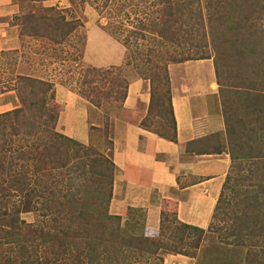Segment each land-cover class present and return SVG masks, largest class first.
<instances>
[{
    "label": "trees",
    "instance_id": "obj_1",
    "mask_svg": "<svg viewBox=\"0 0 264 264\" xmlns=\"http://www.w3.org/2000/svg\"><path fill=\"white\" fill-rule=\"evenodd\" d=\"M85 5L105 15L107 33L122 47L136 44L138 57L127 64L153 72V78L139 77L150 82L149 113L158 110L161 137L175 140L168 65L212 60L230 168L207 230L162 215L156 237L125 235L108 210L115 172L108 137L100 151L64 136L57 130L53 83L6 71L0 95L14 92L19 106L0 114V264H163V241L198 249L206 236H213L208 264H264V0H78ZM25 19L30 25L20 35L41 43L32 56L62 52L77 37L79 46L69 47L81 58L86 38L73 9L49 7ZM28 52L0 56L9 61ZM99 90L80 94L100 109L90 97ZM125 96L126 89L122 103ZM32 212L39 220L25 222L21 216Z\"/></svg>",
    "mask_w": 264,
    "mask_h": 264
},
{
    "label": "crops",
    "instance_id": "obj_2",
    "mask_svg": "<svg viewBox=\"0 0 264 264\" xmlns=\"http://www.w3.org/2000/svg\"><path fill=\"white\" fill-rule=\"evenodd\" d=\"M15 14L14 0H0V52L21 54L24 43L34 44L28 37L24 41L18 26L11 24ZM207 61L167 67L175 122L173 141L142 126L150 116V82L140 77L127 81L121 116L109 125L111 148L106 151L115 167L108 210L120 218L125 235L156 237L162 215L175 216L179 223L201 230H207L212 221L230 156L218 85ZM122 62L120 57L111 65ZM54 89L60 106L57 130L89 145L93 133L87 103L62 84ZM4 96L8 95H0V114L17 108L15 104L4 106ZM223 141L226 149L220 147Z\"/></svg>",
    "mask_w": 264,
    "mask_h": 264
},
{
    "label": "rangeland",
    "instance_id": "obj_3",
    "mask_svg": "<svg viewBox=\"0 0 264 264\" xmlns=\"http://www.w3.org/2000/svg\"><path fill=\"white\" fill-rule=\"evenodd\" d=\"M14 5L16 7V14L12 17L11 24L18 26L19 33L24 32L23 27H28L30 25L29 21L31 20L25 19L26 16L34 14L35 17L43 13L44 9L56 6L59 9H73V15L79 18L83 24L81 33L86 39L84 41V49L80 53L81 58L77 60L74 58L73 49L69 47L73 44H76L77 47L79 46L80 43L77 37L72 38L70 42L63 45L64 48L62 52L59 48L55 51L56 53H48L41 56H32L31 54L32 51L39 49L41 45L40 42H34L31 46H27V44L24 43L25 49L21 52H30L24 54L21 58H11V56H9L11 64H7L6 66V63H9V61L6 60L7 58L0 56V77L2 73L5 74L6 71L10 76L15 72L21 75L48 80L53 83L54 87L56 84H62L64 87L76 93L88 105V122L92 125L90 126V130L95 127L92 129L93 136L89 145L97 150L103 151L107 145L106 137L108 136L106 133L109 134V128L106 129L104 127L105 120L103 118V112L107 113L110 122L120 117L122 113L121 98L125 92L127 81L132 77H139V75L151 76V78H153V72L149 69L150 67H142L141 65L136 67V65L127 64L130 56L133 58L138 57L133 53L136 44H133L132 40H130L131 47L129 46L128 50L122 47L120 42L114 37L115 35L111 36L107 33L104 26H106L108 20L105 18V15H102L98 9H93L89 5L80 8L78 6V0H14ZM110 24L113 23L110 22L107 27H110ZM22 36L23 40L27 41L25 34ZM240 50L243 49L240 48ZM120 57L123 58L121 64L111 65L117 62ZM14 59L17 60V63L12 66V61ZM249 61V59H246V61L240 59L242 64ZM99 63H107L108 66H98ZM206 63L210 67H213L212 60L209 59ZM87 80H93L95 82L91 86L82 85V83ZM155 85L159 87L157 82H155ZM94 86L100 89L99 91L101 94L96 96L93 93L90 97L94 100H99L102 104L100 109H96L90 104L86 95L80 94L81 89L87 93L90 92L89 89ZM110 90L111 94L114 93L112 97L106 95V92ZM10 93L13 94L10 95ZM5 95L8 96L1 98L4 106L8 105V108L13 104L17 105V107L19 106L17 96L14 92H8L5 93ZM157 111V109L153 110L144 122L146 126L151 125L149 129L154 132L160 129L159 126L161 123V120L157 118ZM162 120L165 121L166 117L162 116ZM220 147L226 149V142L223 141ZM21 217L27 223H35L39 220L38 215L33 212L23 214ZM167 225H169L168 227L170 228H174V225H170V223ZM169 234L170 233L165 234V239L169 238ZM183 237L185 242L191 241V239L188 240L185 238L187 234L183 235ZM210 237L213 236H206L205 240L200 243L201 246L198 249H192L185 245L180 246L170 239L163 241V250L160 255L163 258V264H208L210 260V254H208ZM9 248L10 247H7V249ZM236 258H238V260L241 259V257L238 256Z\"/></svg>",
    "mask_w": 264,
    "mask_h": 264
}]
</instances>
